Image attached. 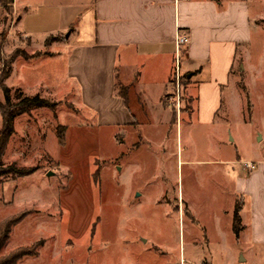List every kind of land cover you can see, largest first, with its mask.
Here are the masks:
<instances>
[{"label": "rangeland", "instance_id": "rangeland-1", "mask_svg": "<svg viewBox=\"0 0 264 264\" xmlns=\"http://www.w3.org/2000/svg\"><path fill=\"white\" fill-rule=\"evenodd\" d=\"M247 2L257 23L250 20L249 41L238 49L223 92L217 116L224 124L190 131L176 126L192 111L185 81L180 110L167 101L173 123L141 122L132 130L100 126L91 110L74 109L61 63L26 67L16 58L14 74L3 79V61L15 49L43 52L37 34L33 44L6 37L18 16L8 7L0 20V106L4 86L13 103L40 96L56 106L32 107L13 120L0 158V223L4 229L23 217L0 259L41 242L38 254L16 264H264V244L252 241L249 227L238 238L227 213L235 198H246L236 182L237 173H249L243 163L264 168V0ZM221 135L235 140L238 171L228 145H217ZM10 165L35 171L19 176Z\"/></svg>", "mask_w": 264, "mask_h": 264}, {"label": "crops", "instance_id": "crops-1", "mask_svg": "<svg viewBox=\"0 0 264 264\" xmlns=\"http://www.w3.org/2000/svg\"><path fill=\"white\" fill-rule=\"evenodd\" d=\"M11 5L18 16L6 37L33 44L37 34L42 51L50 52L28 60L18 56L14 63H61L64 90L74 99V109L91 110L100 126L132 130L141 122L173 123L167 101L177 30L188 34L180 63L193 104L176 126L217 130L224 124L217 115L238 49L249 41L250 20L257 23L247 0H13ZM4 14L0 4V20ZM48 36L59 38L45 46ZM229 138L221 135L216 142L228 145L229 161L238 171L240 154ZM248 171L247 176L236 174L237 192L246 195L235 198L242 200L238 238L249 227L252 241L264 244V168ZM248 201L251 211L245 221ZM234 203L227 212L231 230Z\"/></svg>", "mask_w": 264, "mask_h": 264}, {"label": "trees", "instance_id": "trees-1", "mask_svg": "<svg viewBox=\"0 0 264 264\" xmlns=\"http://www.w3.org/2000/svg\"><path fill=\"white\" fill-rule=\"evenodd\" d=\"M13 0H0V4L3 6L5 11H8V7H10ZM59 36H48L44 44L45 46L49 45L53 41L57 40ZM42 54H50V52H36L33 54H27L25 51H21L18 49H15L12 54L10 55L9 59L6 61H3L2 64V77L3 79H6L9 77V75L12 72V62L18 57L21 56L24 59L28 60L33 57H39ZM9 88L7 86H4L3 88V94H4V106H0L1 108V115H2V128L0 129V158L4 152L5 146L8 142L9 137L14 132L13 128V120L16 115L28 111L32 107H48V108H54L56 106L55 102H50L49 100L40 97V96H28L23 97L19 99L16 102H12L9 95ZM62 128V127H61ZM59 143L63 144L64 139L62 133H59L58 136ZM1 165V160H0ZM11 172L15 171V174L19 176H26L35 171V168H21L17 169L13 165H10ZM242 208V200L236 199L234 203L233 208V214H232V231L233 233L238 237L240 231L243 229V225L241 223V217H240V211ZM23 216L16 217L12 219L9 224L3 229L2 223H0V249L4 246L6 241L9 239L11 228L15 223H18ZM11 218V217H10ZM9 219V218H7ZM4 230V231H3ZM2 231V232H1ZM41 245V242L38 244H33L30 247L27 248H15L11 250L10 253L7 254L4 258L0 259V264H16V262L23 258L24 256H32L36 255L38 247Z\"/></svg>", "mask_w": 264, "mask_h": 264}, {"label": "built area", "instance_id": "built-area-1", "mask_svg": "<svg viewBox=\"0 0 264 264\" xmlns=\"http://www.w3.org/2000/svg\"><path fill=\"white\" fill-rule=\"evenodd\" d=\"M188 41V34L177 30L175 35V50H174V63H173V72L171 79V93L168 96V103L174 107L178 112L180 107L183 105V81H185L184 73L181 70V51L183 46ZM244 167L247 169H253L254 164L251 162H245Z\"/></svg>", "mask_w": 264, "mask_h": 264}]
</instances>
